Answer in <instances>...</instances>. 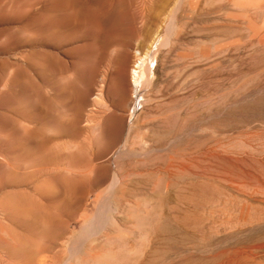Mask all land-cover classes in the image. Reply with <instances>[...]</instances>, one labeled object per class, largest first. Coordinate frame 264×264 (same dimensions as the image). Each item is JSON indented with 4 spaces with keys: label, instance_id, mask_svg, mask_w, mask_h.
<instances>
[{
    "label": "rangeland",
    "instance_id": "obj_1",
    "mask_svg": "<svg viewBox=\"0 0 264 264\" xmlns=\"http://www.w3.org/2000/svg\"><path fill=\"white\" fill-rule=\"evenodd\" d=\"M51 2L0 0V113L20 110L31 134L0 150V264H264V0H72L78 35L47 41L36 24L66 17ZM146 53L135 104L130 72ZM189 95L192 139L177 146H211L222 160L209 175L167 169L166 129L129 133Z\"/></svg>",
    "mask_w": 264,
    "mask_h": 264
},
{
    "label": "bare ground",
    "instance_id": "obj_2",
    "mask_svg": "<svg viewBox=\"0 0 264 264\" xmlns=\"http://www.w3.org/2000/svg\"><path fill=\"white\" fill-rule=\"evenodd\" d=\"M71 2H72V0H52V2L49 4L48 8H51L52 10H55L56 12L62 10V11L65 12L66 17L61 19V18H58L57 16L54 15V16L50 17V19H47V22L45 21L44 24H42V23L41 24H38L37 23L36 24L37 26L35 27L36 28V33L39 34V35H42V34L45 35L46 34L45 37H46V40L47 41H51L54 38L58 37L57 35L60 33V31H61V33L62 32L63 33L64 32L65 33L67 32L66 37H67V40L68 41L69 40H73L74 38H76V36L78 34L76 36L75 35L74 36L73 35L71 36L70 34H72V33L74 34V31L72 33L71 32L70 33L68 32L70 29H73V30L75 29V28H72V26H73V24L76 23V20L74 19V17L72 15H68L69 14L68 11L72 7ZM105 12H108V11H105ZM109 29H107V30H109ZM75 31H77V30H75ZM111 32H113V31H111ZM90 35L91 34H89V36ZM63 36H61V37L63 38ZM87 36L88 35H86V37ZM97 38L98 37H96L95 42H98L99 41V39H97ZM109 43L110 42H107V44L105 46H108ZM99 44H101L99 46H102V43L99 42ZM90 46H91V43L90 44H86L83 47H80L79 50L82 51L80 53H82L84 55H85V53H88V51L90 50ZM100 49H102V48H100ZM147 52L150 53L149 50ZM89 53H90V51H89ZM38 55L41 56V58L43 60H45L47 57H49V54L48 53H45V52H42V51L38 52ZM147 58H148V53H146L145 56H142V57L138 58L134 62L133 68L131 69V72H130L131 73L130 74V78H131L130 85H131L132 98H133V95L136 97V101H133L132 100V102L135 103V104L138 102L137 99H138L140 90H141V88L143 86V83H144L143 80L146 77V70H145L146 68H145V66L147 64ZM124 70L125 69L120 70V72L117 73V75L118 74L119 75L118 76L116 75L117 78L115 79L114 84H113V87L111 88L112 89L111 94H112L114 100L116 102L120 103V104H123L124 103L125 97H126V94H125L126 89H124V84L126 82L125 81L126 80V77H125L126 75H125V71ZM92 71H93V68L91 67L90 69H87L86 72H87V74H89V73L91 74ZM87 77L90 78V76H88V75L86 76V78ZM89 78H88V80H89ZM11 84H13V83H11ZM176 84H177V86H180L181 85L179 83H176ZM12 87H10V88H12ZM86 96H87L86 95V92H84L82 99H84V97H86ZM12 97H13V95H12ZM184 101L186 103V106L185 107H182L181 102H184ZM191 101H192L191 100V95H189L186 98L173 97L170 102H166V103L160 104L156 108L154 114L147 113V114H143L142 116H140L138 118L137 122H136V126H134V127L132 126L133 128L132 129L130 128L131 131H129V130L128 131H129V133H132V134H134L136 136H142V138L144 139V131H148V132L149 131H152V132L154 131L155 132V130H156V132H157V128H163V130L166 129V131H168L170 134H172V140L175 141V146L172 148L171 153L169 152L170 155H169L168 161L166 163L167 169L170 170V171L178 172V171H181V170H188V169H191V168H199L200 167L199 164L204 163V166L205 167L204 166L203 167H200V170H199V173L198 174L199 175H209L211 173H208V166H211L212 163L215 164V166H216V163H218L219 161L222 160V158L220 157V155L217 154V153H215L214 152L215 150H212L210 148L211 146L210 147H208L207 145L206 146H203L202 150H198L199 153H197L195 150L193 151V148L191 146H188L184 150H180L179 147L177 146L178 137H179V135H181L184 132V130L187 131V134L185 133L187 135V139L189 141L192 139V127H193V122H194V113H193L192 102ZM9 107L11 108L12 106H9ZM1 110H2V108H1ZM12 111H13V115L14 116H19L20 115V113L18 115V112L20 110L17 111L16 108L15 109L12 108ZM8 114H10V112ZM8 114L2 112V114H1L2 117L0 116V121H1L0 122V125H1V127H3V129H6V132L4 134L5 136L3 135V136L0 137V150H2L4 146H7L8 143L12 142V144H14V146H15L14 149L17 151V149L19 148L20 143L25 144V143H27V142L30 141L31 134L28 133L27 136L21 135V133H20V131L18 129V120L15 119L14 116L12 117V116H10ZM63 129H64V127H63ZM159 130H161V129H159ZM158 135H160V134H158ZM169 137H170V135H169ZM143 139H141V140H143ZM144 141H142L143 145H145L144 144ZM151 141H152V139L150 140V142ZM139 142L141 143V141H139ZM147 142H148V140H147ZM169 142H171V141H169ZM136 143L137 142H135V141L132 140L130 144L132 146V145H135ZM167 146H170V145H167ZM152 149H154V148H152ZM44 151H45V149H44ZM44 151H42V153ZM138 151H139V149H138ZM158 151H156V152H158ZM148 152L150 153V151H148ZM39 153H41V152H39ZM149 153H146V154H149ZM21 157H23V156L21 155ZM32 157H33L32 155H29V156L24 157V158H28L29 160H34ZM139 157H143V158L142 159H139L137 162H138V164L141 167L143 166V168H144V156H139ZM39 158H43V160H44L45 159V155H40ZM19 159H20V156H17L15 158L16 162H18ZM43 160H40V161H43ZM11 201H13V200H11ZM15 204H16L15 202L11 203L12 206H14ZM10 211H12V210H10ZM24 213L26 215L31 216V217H34V218L37 217L34 212H28V210H26ZM0 223H1V221H0Z\"/></svg>",
    "mask_w": 264,
    "mask_h": 264
}]
</instances>
